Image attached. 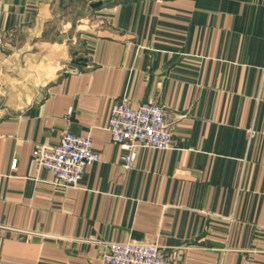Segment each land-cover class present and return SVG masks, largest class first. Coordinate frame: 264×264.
Listing matches in <instances>:
<instances>
[{
	"label": "crops",
	"instance_id": "0c3cea01",
	"mask_svg": "<svg viewBox=\"0 0 264 264\" xmlns=\"http://www.w3.org/2000/svg\"><path fill=\"white\" fill-rule=\"evenodd\" d=\"M122 99L171 123L132 170L108 130ZM66 131L100 156L77 188L32 160ZM129 241L264 264V0H0V264H102Z\"/></svg>",
	"mask_w": 264,
	"mask_h": 264
},
{
	"label": "built area",
	"instance_id": "2783aa9c",
	"mask_svg": "<svg viewBox=\"0 0 264 264\" xmlns=\"http://www.w3.org/2000/svg\"><path fill=\"white\" fill-rule=\"evenodd\" d=\"M71 112L69 116H71ZM108 130L113 141L124 151L123 166L135 168L137 150L173 148L171 123L165 107L157 102H145L136 109L125 99L117 101L111 110ZM249 136H253L249 132ZM32 160L39 168L54 175L53 184L63 188H77L87 167L100 161L91 136L66 131L58 143L38 145ZM17 160L11 167L15 169ZM94 241V239H91ZM102 264H179L164 255L157 243H110L102 253Z\"/></svg>",
	"mask_w": 264,
	"mask_h": 264
}]
</instances>
